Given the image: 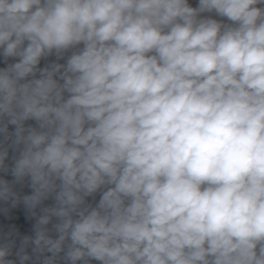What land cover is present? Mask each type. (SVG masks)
I'll return each mask as SVG.
<instances>
[{
    "label": "clouds",
    "instance_id": "clouds-1",
    "mask_svg": "<svg viewBox=\"0 0 264 264\" xmlns=\"http://www.w3.org/2000/svg\"><path fill=\"white\" fill-rule=\"evenodd\" d=\"M0 264H264V0H0Z\"/></svg>",
    "mask_w": 264,
    "mask_h": 264
}]
</instances>
